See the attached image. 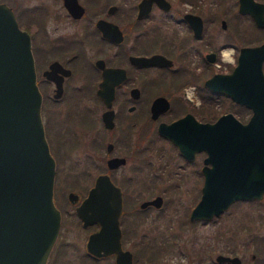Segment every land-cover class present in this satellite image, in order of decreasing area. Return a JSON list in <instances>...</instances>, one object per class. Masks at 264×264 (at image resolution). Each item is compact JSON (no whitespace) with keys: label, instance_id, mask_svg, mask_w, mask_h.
<instances>
[{"label":"flooded vegetation","instance_id":"obj_1","mask_svg":"<svg viewBox=\"0 0 264 264\" xmlns=\"http://www.w3.org/2000/svg\"><path fill=\"white\" fill-rule=\"evenodd\" d=\"M256 1L263 3L262 24L238 10L239 0L229 8L209 0L220 6L216 13H206L208 0H0L29 36L54 159L60 223L44 264H121L114 252L87 249L99 224H83L75 212L100 174L120 190L119 246L129 264H264V191L234 199L210 218H190L205 151L186 157L158 128L184 115L214 120L204 117L206 101L209 109L226 104L216 118L231 112L247 120L248 107L205 80L230 73L241 47L264 42V0ZM60 184L68 187L62 200ZM65 214L85 228L79 244L64 239ZM209 221L216 225L204 230ZM65 249L73 256L60 257Z\"/></svg>","mask_w":264,"mask_h":264},{"label":"water","instance_id":"obj_2","mask_svg":"<svg viewBox=\"0 0 264 264\" xmlns=\"http://www.w3.org/2000/svg\"><path fill=\"white\" fill-rule=\"evenodd\" d=\"M238 10L263 23L262 2L239 0ZM263 58L264 42L243 46L230 73L205 80L209 89L248 107L246 121L224 112L212 121L184 115L158 127L184 156L205 151L202 193L190 218H210L232 200L261 197L264 191ZM53 175L29 36L12 9L0 2V264H44L60 223L52 199ZM120 210V190L107 174L98 175L75 206L83 224H99L87 237V249L114 252L121 264H129L119 246Z\"/></svg>","mask_w":264,"mask_h":264},{"label":"rangeland","instance_id":"obj_3","mask_svg":"<svg viewBox=\"0 0 264 264\" xmlns=\"http://www.w3.org/2000/svg\"><path fill=\"white\" fill-rule=\"evenodd\" d=\"M222 1H223L222 2L223 5H225L226 7L229 8V6H231L230 0H222ZM214 6H211V2L209 3V0H208V3H206V13L208 11L209 12L210 11H214L216 13V11L219 10L220 6H216V7H214ZM238 22H240L241 25L244 24V21H242V20L241 21L238 20ZM216 25L218 26L217 23H216ZM216 28L217 27L215 26V32H216V34L218 36L219 35L221 36V35L225 34V31H223L225 29L217 30ZM245 37H248V35L245 34ZM220 63H221V65H224L227 62L225 61L224 63L223 62H220ZM225 109H227V106H226V104L224 102L221 103V106L220 105L219 106H215L214 108H210V109L206 108V106H205L204 117L207 120H212V119L216 118V114H217L218 111H222V110H225ZM67 188H68L67 186H61V184L57 186V194L59 196V200L63 199L62 193L65 192V190H67ZM61 203H62V201H61ZM65 215H66V229H67V231H66V236H64V239L69 240V241L70 240L71 241H75L77 244H79V242L81 240H83L85 238V236H86L85 235L86 234L85 228H80L78 226V224L76 223L75 219H73V217L69 216L68 214H65ZM214 225H216L215 222H212V221L206 222L205 225H204V228H205L204 230H207L208 227L214 226ZM204 235H205V237H207V236H209V233H205ZM205 241H207V239H205ZM65 250H66L65 253L60 255V257H62V258H70V257L73 256L70 249H65ZM83 264H90V263L84 262Z\"/></svg>","mask_w":264,"mask_h":264},{"label":"trees","instance_id":"obj_4","mask_svg":"<svg viewBox=\"0 0 264 264\" xmlns=\"http://www.w3.org/2000/svg\"><path fill=\"white\" fill-rule=\"evenodd\" d=\"M205 106H206V108H209V105H208L207 101H206V103H205ZM211 108H212V107H211Z\"/></svg>","mask_w":264,"mask_h":264},{"label":"bare ground","instance_id":"obj_5","mask_svg":"<svg viewBox=\"0 0 264 264\" xmlns=\"http://www.w3.org/2000/svg\"><path fill=\"white\" fill-rule=\"evenodd\" d=\"M226 56V55H225Z\"/></svg>","mask_w":264,"mask_h":264}]
</instances>
